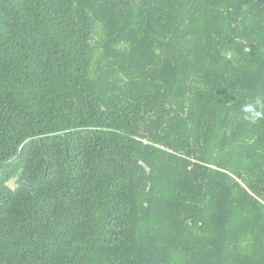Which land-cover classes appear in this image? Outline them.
<instances>
[{
	"label": "trees",
	"instance_id": "obj_1",
	"mask_svg": "<svg viewBox=\"0 0 264 264\" xmlns=\"http://www.w3.org/2000/svg\"><path fill=\"white\" fill-rule=\"evenodd\" d=\"M0 264H264V0H0Z\"/></svg>",
	"mask_w": 264,
	"mask_h": 264
},
{
	"label": "rangeland",
	"instance_id": "obj_2",
	"mask_svg": "<svg viewBox=\"0 0 264 264\" xmlns=\"http://www.w3.org/2000/svg\"><path fill=\"white\" fill-rule=\"evenodd\" d=\"M10 185H11V187H13V183H11Z\"/></svg>",
	"mask_w": 264,
	"mask_h": 264
}]
</instances>
